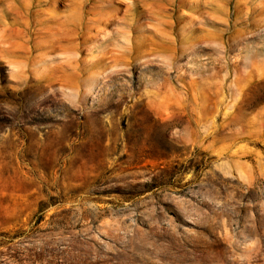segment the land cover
<instances>
[{
  "label": "rangeland",
  "instance_id": "1",
  "mask_svg": "<svg viewBox=\"0 0 264 264\" xmlns=\"http://www.w3.org/2000/svg\"><path fill=\"white\" fill-rule=\"evenodd\" d=\"M0 264H264V0H0Z\"/></svg>",
  "mask_w": 264,
  "mask_h": 264
}]
</instances>
